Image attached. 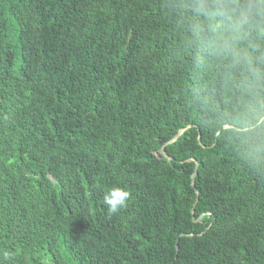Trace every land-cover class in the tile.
Wrapping results in <instances>:
<instances>
[{"label":"trees","instance_id":"obj_1","mask_svg":"<svg viewBox=\"0 0 264 264\" xmlns=\"http://www.w3.org/2000/svg\"><path fill=\"white\" fill-rule=\"evenodd\" d=\"M166 2L0 0V264H264V162L194 113Z\"/></svg>","mask_w":264,"mask_h":264},{"label":"clouds","instance_id":"obj_2","mask_svg":"<svg viewBox=\"0 0 264 264\" xmlns=\"http://www.w3.org/2000/svg\"><path fill=\"white\" fill-rule=\"evenodd\" d=\"M165 8L191 73L194 113L242 156L264 162V0H167ZM131 198L112 187L103 205L112 216Z\"/></svg>","mask_w":264,"mask_h":264},{"label":"water","instance_id":"obj_3","mask_svg":"<svg viewBox=\"0 0 264 264\" xmlns=\"http://www.w3.org/2000/svg\"><path fill=\"white\" fill-rule=\"evenodd\" d=\"M185 131V129H182L172 140H170L169 142H167V143H172V142H174V141H176L177 140V138H178V136L181 134V133H183ZM166 143V144H167ZM162 151H163V153H164V146L162 147ZM198 167H199V163L197 162L196 163V167H195V171H194V173H193V177H195V175L197 174V171H198Z\"/></svg>","mask_w":264,"mask_h":264}]
</instances>
